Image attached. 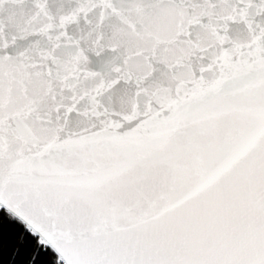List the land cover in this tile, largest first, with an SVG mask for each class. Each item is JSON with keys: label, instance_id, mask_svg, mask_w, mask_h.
<instances>
[{"label": "snow or ice", "instance_id": "6c2138e0", "mask_svg": "<svg viewBox=\"0 0 264 264\" xmlns=\"http://www.w3.org/2000/svg\"><path fill=\"white\" fill-rule=\"evenodd\" d=\"M0 264H264V0H0Z\"/></svg>", "mask_w": 264, "mask_h": 264}]
</instances>
